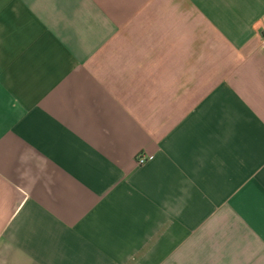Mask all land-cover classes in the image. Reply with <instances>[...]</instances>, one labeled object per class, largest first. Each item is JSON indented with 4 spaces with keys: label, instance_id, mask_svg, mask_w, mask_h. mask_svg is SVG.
Wrapping results in <instances>:
<instances>
[{
    "label": "crops",
    "instance_id": "crops-1",
    "mask_svg": "<svg viewBox=\"0 0 264 264\" xmlns=\"http://www.w3.org/2000/svg\"><path fill=\"white\" fill-rule=\"evenodd\" d=\"M0 264H264V0H0Z\"/></svg>",
    "mask_w": 264,
    "mask_h": 264
},
{
    "label": "built area",
    "instance_id": "built-area-1",
    "mask_svg": "<svg viewBox=\"0 0 264 264\" xmlns=\"http://www.w3.org/2000/svg\"><path fill=\"white\" fill-rule=\"evenodd\" d=\"M136 161H137V164L141 165L147 161V157L139 154V155H137Z\"/></svg>",
    "mask_w": 264,
    "mask_h": 264
}]
</instances>
